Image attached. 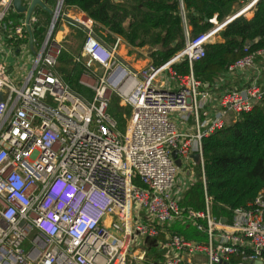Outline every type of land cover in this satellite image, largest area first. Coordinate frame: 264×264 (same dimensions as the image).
<instances>
[{
	"label": "built area",
	"instance_id": "2783aa9c",
	"mask_svg": "<svg viewBox=\"0 0 264 264\" xmlns=\"http://www.w3.org/2000/svg\"><path fill=\"white\" fill-rule=\"evenodd\" d=\"M41 1L28 15L32 3L27 6L22 0L21 13L14 0H0V32L9 40L7 53L16 54L14 41L19 39L35 53L20 75H14L17 65L11 68L0 61V264L263 260L264 186L234 210L230 222L214 216L202 140L228 125V113L248 112L264 98V47L249 51L245 46L247 54L213 83L193 73L194 62L206 55V45L233 19L251 18L258 0L245 4L234 18L232 14L220 22L214 16L209 19L212 26L193 37L185 22V46L162 65L149 60L140 67L121 58V47L127 45L122 36L107 44L84 11H66L64 0H57L55 9ZM40 6L52 13L50 25L41 21L36 11ZM40 27L44 30L38 34ZM73 29L84 34L81 51L73 58L80 65L79 83L92 91V99L58 71ZM184 59L191 70L186 75L173 68ZM112 93L131 108L123 132L109 112ZM176 112L194 121L193 133L179 131L172 119ZM175 153L186 158L199 154L206 211L180 205L183 192L193 184L186 177L177 183ZM183 221L205 232L207 240L171 231L174 223ZM152 239L156 256H149Z\"/></svg>",
	"mask_w": 264,
	"mask_h": 264
},
{
	"label": "trees",
	"instance_id": "16d2710c",
	"mask_svg": "<svg viewBox=\"0 0 264 264\" xmlns=\"http://www.w3.org/2000/svg\"><path fill=\"white\" fill-rule=\"evenodd\" d=\"M250 1L64 0V7L78 8L91 17L96 22L97 36L105 43L113 44L117 35L122 36L131 48L149 47L153 61L162 65L185 46V22L193 37L212 26L209 19L217 16L221 22L235 13L236 6ZM39 8V12L50 15ZM10 17L16 18L17 14ZM36 30L39 34L44 29ZM73 30V36H83L80 30ZM247 45L249 51L264 47V0L257 1L251 18L241 15L233 19L221 30L220 37L206 45V55L193 64L195 77L213 83L231 63L247 54ZM75 51L77 48H72V52L60 57L58 71L75 90L87 95L88 88L79 83L78 66L73 58ZM173 68L182 75L191 71L187 59L174 64ZM109 112L126 128L130 106H120L117 99L116 105L110 104ZM202 144L206 188L212 197L211 212L230 222L234 210L254 199L264 186V98L252 110L241 112L234 123L204 137ZM198 174L197 182L183 194L182 207L205 209L201 167ZM170 229L187 239L207 240V234L188 221L176 222ZM147 245L149 256H156L155 240H149ZM237 259L233 256L232 262Z\"/></svg>",
	"mask_w": 264,
	"mask_h": 264
},
{
	"label": "rangeland",
	"instance_id": "374dc122",
	"mask_svg": "<svg viewBox=\"0 0 264 264\" xmlns=\"http://www.w3.org/2000/svg\"><path fill=\"white\" fill-rule=\"evenodd\" d=\"M56 3H57V0H53L52 2H46L44 4H45L46 7H51L52 9H55ZM244 6L245 5H243L241 7H237L236 6V11H237V9H240V8H242ZM40 7H42V6H40ZM36 9H37L36 11H40L41 8L37 7ZM64 9H65V7H64ZM49 14L50 15H48L44 11H41V14H40L41 21L45 22L47 25H50V22H51V19H52V13H49ZM56 26H58V23L56 24ZM72 34H74V31L71 32V36L72 37L71 36L69 37L71 39L68 42L66 41V43H65L67 45V47L69 48V51L67 53L72 52V48H74V49L77 48V52L75 51V53L77 55L81 51V46H82V42H83V39H84V34L82 33L83 34L82 37H79V36L75 37ZM22 50H23V52H21L22 56H19L18 60L16 61L18 72L16 73L14 71V75L15 74L16 75H20L22 73V71H24V69H26L28 66H30V64L32 63V59L35 56V53L32 51V49H30L29 46H23ZM21 53H18V54H21ZM23 53H24V55H23ZM121 58L126 63H128L129 65L135 66V67L143 66L148 60H152L150 48H141V49L137 48L136 49V48H131L129 46H127L125 48V50H122ZM77 66H78L77 68L80 67L79 64H77ZM97 69H98V71H100V68H97ZM80 78H81V76H79V79ZM239 79H240L239 77H236L235 78V83H237V80H239ZM88 90H89L88 94L87 95L85 94V96L89 97V98H91V97L93 98L92 91L90 89H88ZM117 99L119 100V105L120 106H123V107L129 106V104L127 102H125L118 94L112 93L111 94V103L112 104L114 103V105H116V100ZM115 117L119 121V129L123 132L125 130V128L121 127L120 119L117 116H115ZM190 124L191 125L193 124L192 120L190 121ZM174 162H175V165H176V167L178 169L179 177H182L184 175L186 177L185 179H190L192 184H195L197 182L198 177H199L198 173H199V169H200V165L198 163H196L191 158L183 157L182 155H179L177 153L174 154ZM177 183H179V180L177 181ZM183 194H184V192H183ZM183 194H182V197H183ZM204 211H206V207H205ZM171 231H173V230H171ZM201 232H203V231H201ZM203 233H205V232H203Z\"/></svg>",
	"mask_w": 264,
	"mask_h": 264
},
{
	"label": "crops",
	"instance_id": "0c3cea01",
	"mask_svg": "<svg viewBox=\"0 0 264 264\" xmlns=\"http://www.w3.org/2000/svg\"><path fill=\"white\" fill-rule=\"evenodd\" d=\"M53 0H45V2H52ZM24 4L27 5V6H30V4L32 3V0H23ZM37 10V9H36ZM77 10H80L78 8H75V7H69L68 8V12L70 13H73ZM239 9H237L238 11ZM249 17H252L253 16V13H250L248 15ZM37 36V34H36ZM9 40L7 39V35L3 32H0V61H4L6 60L7 63L9 64V66L11 68L15 67L16 66V61L18 60L19 56H22V53L23 50H22V47L23 46H29L30 49H32L33 47L30 45V44H27L26 42L22 43V39H19V41L15 42L14 41V44H15V52L16 54L15 55H11V54H8L9 53V43H7ZM22 43V45H21ZM128 45H123L121 47V50L120 52L122 53V50H125V48L127 47ZM130 47V46H129ZM136 49L139 48H149V47H135ZM69 49V48H68ZM33 51V49H32ZM8 52V53H7ZM18 53H21V54H18ZM24 55V53H23ZM153 60V59H152ZM149 61V60H148ZM147 61V62H148ZM146 62V63H147ZM145 63V64H146ZM144 64V65H145ZM29 67V66H28ZM28 67L26 69H24V71L22 72H26V70L28 69ZM235 80V79H234ZM227 118L229 119L228 120V125L234 123L238 116H236L234 113H228L227 115ZM172 119L178 124V129L180 132H188V133H193L195 131V126H194V121L192 119H189V120H183L182 119V114L180 112H176L172 115ZM192 120L193 124L191 125L190 124V121ZM192 160H195L194 157L191 158ZM185 176L183 175L182 177H178V180L179 182L181 181L182 178H184Z\"/></svg>",
	"mask_w": 264,
	"mask_h": 264
},
{
	"label": "water",
	"instance_id": "95a60500",
	"mask_svg": "<svg viewBox=\"0 0 264 264\" xmlns=\"http://www.w3.org/2000/svg\"><path fill=\"white\" fill-rule=\"evenodd\" d=\"M37 4H40L42 5V1L41 0H34L32 5L30 6L29 8V13L28 15H30L34 9V7L37 5ZM14 8L18 11V12H24L25 11V7L24 5L22 4V0H14ZM237 13H234L233 14V18L236 16ZM233 18H230V19H233ZM2 99V95H0V100ZM193 157L195 158L196 162L199 161V154H194ZM223 221H225V218L222 219ZM263 263V260H259L257 261L255 264H262ZM225 264H228V263H225Z\"/></svg>",
	"mask_w": 264,
	"mask_h": 264
}]
</instances>
